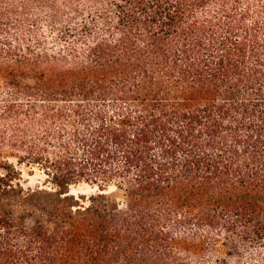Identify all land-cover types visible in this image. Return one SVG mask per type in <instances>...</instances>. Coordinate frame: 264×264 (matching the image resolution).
Masks as SVG:
<instances>
[{"label":"trees","instance_id":"trees-1","mask_svg":"<svg viewBox=\"0 0 264 264\" xmlns=\"http://www.w3.org/2000/svg\"><path fill=\"white\" fill-rule=\"evenodd\" d=\"M0 264H264V0H0Z\"/></svg>","mask_w":264,"mask_h":264},{"label":"rangeland","instance_id":"rangeland-1","mask_svg":"<svg viewBox=\"0 0 264 264\" xmlns=\"http://www.w3.org/2000/svg\"><path fill=\"white\" fill-rule=\"evenodd\" d=\"M16 165L14 160H10ZM22 175V182L26 188H35L42 186L44 176L35 167L26 165H16ZM71 194L77 197L83 205H88L90 197L101 196L100 201L109 212H115L124 209V196L121 191L113 186H98L88 183H79L70 188Z\"/></svg>","mask_w":264,"mask_h":264}]
</instances>
